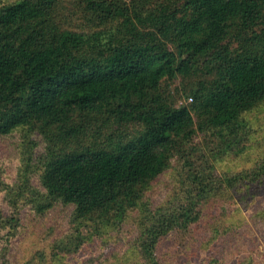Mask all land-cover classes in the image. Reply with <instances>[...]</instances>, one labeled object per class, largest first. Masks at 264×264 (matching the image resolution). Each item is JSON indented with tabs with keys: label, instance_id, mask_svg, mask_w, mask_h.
<instances>
[{
	"label": "trees",
	"instance_id": "obj_1",
	"mask_svg": "<svg viewBox=\"0 0 264 264\" xmlns=\"http://www.w3.org/2000/svg\"><path fill=\"white\" fill-rule=\"evenodd\" d=\"M262 106L264 0H0V139L22 161L0 233L23 199L36 214L71 209L54 264L127 225V255L164 264L163 242L191 234L206 202L263 191L264 160L235 175L215 165L245 148ZM177 165L174 196L154 206ZM36 255L0 264H44Z\"/></svg>",
	"mask_w": 264,
	"mask_h": 264
},
{
	"label": "rangeland",
	"instance_id": "obj_2",
	"mask_svg": "<svg viewBox=\"0 0 264 264\" xmlns=\"http://www.w3.org/2000/svg\"><path fill=\"white\" fill-rule=\"evenodd\" d=\"M192 84L193 81L184 82L185 92ZM183 102L189 104L188 97L179 99L180 104ZM251 115L252 134L244 141L245 148L237 155L228 152L216 158L218 173H251L264 160V106ZM10 145L8 139H0V211L7 215L11 213L5 200L7 185L16 188L22 165L20 156ZM181 172L177 165L162 175L151 193L154 206L163 205L174 196ZM249 186L251 184L237 191L225 190L221 196L206 202L202 219L192 228L191 234L171 232L160 248L164 264H264V189L251 195L247 192ZM22 201L18 202L20 223L17 228L10 234L8 229L0 233V255L8 261L16 254V261L21 263L37 254L44 255L45 260L40 258L44 264L57 263L53 251L57 250L56 242L65 240L70 230L71 209H57L41 215ZM87 229L88 226H84L83 233L90 237ZM5 233L9 240L3 238ZM134 236L132 225L108 230L102 236H93L81 250L64 257L59 264H137L136 258L127 255ZM7 244L9 253L2 249Z\"/></svg>",
	"mask_w": 264,
	"mask_h": 264
},
{
	"label": "built area",
	"instance_id": "obj_3",
	"mask_svg": "<svg viewBox=\"0 0 264 264\" xmlns=\"http://www.w3.org/2000/svg\"><path fill=\"white\" fill-rule=\"evenodd\" d=\"M188 100H189V102H191L192 101V97L188 98Z\"/></svg>",
	"mask_w": 264,
	"mask_h": 264
}]
</instances>
